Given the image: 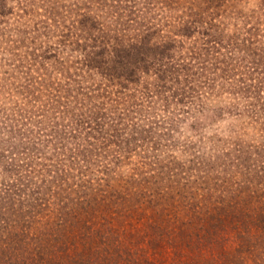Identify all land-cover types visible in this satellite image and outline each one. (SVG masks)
Here are the masks:
<instances>
[{"label":"trees","instance_id":"trees-1","mask_svg":"<svg viewBox=\"0 0 264 264\" xmlns=\"http://www.w3.org/2000/svg\"><path fill=\"white\" fill-rule=\"evenodd\" d=\"M138 1L0 0V30L11 26L24 47L0 53V69L15 72H0L12 78L0 83V193L17 197L23 216L46 206L50 168L66 172L62 146L76 154L131 126L140 135L162 116L264 121V4L230 15L229 0ZM32 133L51 155L23 172ZM96 172L80 194L118 195L99 181L113 176Z\"/></svg>","mask_w":264,"mask_h":264},{"label":"rangeland","instance_id":"rangeland-1","mask_svg":"<svg viewBox=\"0 0 264 264\" xmlns=\"http://www.w3.org/2000/svg\"><path fill=\"white\" fill-rule=\"evenodd\" d=\"M256 3L264 0H229L226 11ZM10 29L0 30V53H21ZM6 67L0 72L15 76ZM0 76L2 85L12 80ZM172 117L146 121L154 128L140 135L131 126L99 138L76 154L62 146L56 165L67 170L50 168L46 206L31 215L18 212L17 197L0 193V264H264V121ZM33 134L19 154L23 172L51 155ZM96 171L113 176L99 181L118 195L80 194ZM148 189L161 192L152 197ZM30 200L23 205L36 208Z\"/></svg>","mask_w":264,"mask_h":264}]
</instances>
